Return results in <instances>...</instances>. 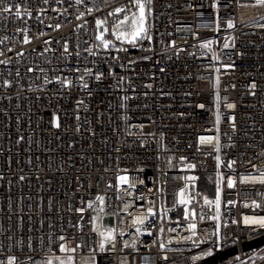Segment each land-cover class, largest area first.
Wrapping results in <instances>:
<instances>
[{
	"label": "built area",
	"instance_id": "2783aa9c",
	"mask_svg": "<svg viewBox=\"0 0 264 264\" xmlns=\"http://www.w3.org/2000/svg\"><path fill=\"white\" fill-rule=\"evenodd\" d=\"M128 3L0 0V9L12 7L0 11V261L195 264L215 256L204 264H264V242L241 246L264 235V227L244 221L264 216V184L241 183L264 172V6L147 0L151 40L127 44L112 34L117 14L109 13ZM97 19L106 21L99 29ZM104 27L109 49L96 39ZM208 41L210 49L200 47ZM228 178L235 187H227ZM181 189L191 198L184 205ZM186 209H195L194 220L185 221ZM137 217L147 219L137 225ZM188 223L197 225L192 239ZM108 228L114 242L101 235ZM61 235L75 253L59 250ZM231 246L235 251L221 258Z\"/></svg>",
	"mask_w": 264,
	"mask_h": 264
},
{
	"label": "snow or ice",
	"instance_id": "6c2138e0",
	"mask_svg": "<svg viewBox=\"0 0 264 264\" xmlns=\"http://www.w3.org/2000/svg\"><path fill=\"white\" fill-rule=\"evenodd\" d=\"M239 2V0H238ZM77 4H81L83 3V0H76ZM256 6H264V0H256ZM15 7V6H13ZM215 7V5H214ZM135 9V10H133ZM148 3L147 0H129L128 5H124L121 7H118L116 9L113 10V12H110L109 15H115V14H120L123 13V18L119 21V24L115 25L113 28V35L115 36L117 41H121L122 43H127V44H133L135 41H137V39H148L151 40V37L148 36L147 33V27H146V21H147V11H148ZM0 11H3L5 13H10L12 11V7H8V6H4L2 9H0ZM89 12L92 11V9H88ZM129 13H131L129 15ZM21 14L19 11L16 12V16L19 17ZM106 23V21L97 19L96 20V25L97 28L99 29L102 25H104ZM57 27H59V25H57ZM228 27L232 28L234 27V24L231 20L228 21ZM217 30H219V23L217 22ZM108 32V29L106 27L103 28V31H101L97 36L96 39L98 41H100V44L103 46L104 49H109L112 45L111 42L107 39H105V33ZM24 43H30L28 36L25 35L24 36ZM211 41L205 42L203 44L200 45L201 48H209L210 49V45H211ZM172 46L175 47V42H172ZM225 48H228L229 45L226 43L224 45ZM123 49L117 48L116 51H122ZM64 51L67 52L68 48L67 46H65ZM2 54V53H0ZM213 59H218V56L215 55V53L213 54ZM0 63H5V61H0ZM131 63V61H130ZM31 70V69H30ZM161 71H163V69H161ZM217 72H219V69H216ZM86 73H90V70L85 69ZM102 77V73L101 74H97L96 75V79L100 80ZM80 79H83V77H80ZM7 81L5 82V84L7 85ZM63 85L65 87H69L71 85V81L65 79L63 82ZM219 84H220V79L219 76L216 77L215 82H214V87L217 89V94H216V104H217V108H219V101H220V96H219ZM84 88H88L87 83L83 84ZM147 87H151V85H147ZM252 89L256 88V84L253 83L251 85ZM78 103H82V102H78ZM228 108H234L235 105L234 104H227L226 105ZM199 107L203 108L204 105L201 104L199 105ZM77 119H79V117H77ZM232 120V126H233V130H235V117L231 118ZM216 123L217 125H219L220 123V115L219 112L217 113V117H216ZM53 126L56 128L60 127V123H59V118L58 117H53ZM217 131H219V129L217 128ZM21 139H23V137H21ZM201 141L204 140H208V141H212L213 137L209 136V137H201L200 138ZM216 140V148L215 151L219 152L220 151V139L219 136L215 137ZM217 161L220 160V157L217 156L216 157ZM236 162L233 160L231 162L228 163L227 167H229L231 169L232 165L235 164ZM189 168H194L195 165H189ZM253 167H255V165H253ZM0 179H2V177H0ZM20 180L24 179V176H20L19 177ZM189 180H195L196 177H188ZM119 180L121 183H127L128 182V178L126 176H120ZM247 181H251V182H259L260 184H264V172H261V174L259 176H255V175H249V176H243L241 177V183L247 182ZM235 180L228 178L227 180V187L228 188H233L235 187ZM220 192H221V188L219 187V183H218V187H217V195H216V199H215V207H216V215L214 217H212V219L217 220L219 219V215H220V205H221V199H220ZM184 193H185V189H181L179 196V203L181 205L187 204L190 202L189 200H186L184 198ZM97 201L100 202L101 205L104 204V197L103 196H97ZM205 200V204H211L212 202L209 201L207 199V197L204 198ZM229 204H232V201L228 202ZM255 207H260V205L255 204V202H253ZM92 203L89 202L88 204V208L91 209L92 208ZM101 211H103V207H101L100 209ZM77 211L79 212H83L84 209L83 208H79L77 209ZM148 213L150 215H156V213L153 212L152 208L148 209ZM197 213L195 211V209L191 210L190 212L186 209L185 210V215H184V219L185 221H188L189 218L191 217V219H195ZM201 219H204V215L201 214ZM95 219V218H94ZM147 219V217L144 218H140L137 217L134 220V223H136L137 225H142L145 220ZM161 219H163V216H161ZM244 221L246 224L248 223H252V224H258L261 227H264V216H260V217H256V216H252V217H248L246 216L244 218ZM177 224H179V221H177ZM189 231L192 233V236L187 237V239H192L195 236L196 233V229H197V225L196 223H188L187 225ZM137 232L140 231V228L138 227ZM172 231H174L175 229H170ZM164 228L161 227L160 228V232L163 233ZM114 230L113 229H108L106 233H101L102 236H104V240L105 241H113L115 240V236L113 235ZM122 234V233H121ZM149 235H151V233H148ZM59 240L62 241V243L59 245V250L61 252H72L75 253L76 249L72 248V249H68L66 247V238L65 236L61 235L59 237ZM127 247V244L125 245ZM79 247V245H78ZM161 248L164 247L163 244L160 245ZM100 250L103 252L105 250V243L101 242L100 244ZM164 259H167V257H164ZM16 261V257L15 256H9L8 257V261L7 264H15ZM0 264H3V261H0ZM49 264H51V261H49ZM60 264H74V257L73 256H68L67 260H60Z\"/></svg>",
	"mask_w": 264,
	"mask_h": 264
},
{
	"label": "water",
	"instance_id": "95a60500",
	"mask_svg": "<svg viewBox=\"0 0 264 264\" xmlns=\"http://www.w3.org/2000/svg\"><path fill=\"white\" fill-rule=\"evenodd\" d=\"M263 242H264V235L257 237L255 239H252V240L243 241L241 246H242V248H249V247L260 245ZM234 251H235V246L228 247V248L222 250L220 256H221V258H224L225 256H227L228 254H230ZM210 260H215V256H210V257L204 259L203 261L197 262L195 264H204Z\"/></svg>",
	"mask_w": 264,
	"mask_h": 264
},
{
	"label": "rangeland",
	"instance_id": "374dc122",
	"mask_svg": "<svg viewBox=\"0 0 264 264\" xmlns=\"http://www.w3.org/2000/svg\"><path fill=\"white\" fill-rule=\"evenodd\" d=\"M111 1L112 0H103L104 3H108V2H111ZM133 10H135V9H133ZM130 14L131 13H129V15ZM123 15H124L123 13L117 14V16L113 19L114 26L119 24V21L123 18ZM112 34H113V31H112ZM92 223H93L94 226H96V225H98L100 223V219L97 216H94L93 219H92ZM108 229H110V228H108Z\"/></svg>",
	"mask_w": 264,
	"mask_h": 264
}]
</instances>
